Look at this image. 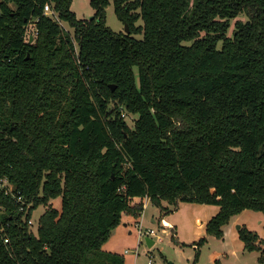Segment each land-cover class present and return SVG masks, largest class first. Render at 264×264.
<instances>
[{"label":"trees","instance_id":"trees-1","mask_svg":"<svg viewBox=\"0 0 264 264\" xmlns=\"http://www.w3.org/2000/svg\"><path fill=\"white\" fill-rule=\"evenodd\" d=\"M108 1L79 19L71 0H0V264H123L102 243L133 197L217 204L216 236L264 212V0H112L128 33Z\"/></svg>","mask_w":264,"mask_h":264},{"label":"rangeland","instance_id":"rangeland-1","mask_svg":"<svg viewBox=\"0 0 264 264\" xmlns=\"http://www.w3.org/2000/svg\"><path fill=\"white\" fill-rule=\"evenodd\" d=\"M70 9L79 19H89L94 14L90 0H71ZM105 23L116 32L124 29V24L114 13L112 0H109L105 7ZM139 23L140 21H137L136 24ZM230 23L229 31L234 20ZM60 25L72 35V28L66 22L60 21ZM27 29L29 34L34 35L32 21L29 22ZM136 36L140 37L141 34ZM120 112L124 114L120 115L127 125L132 127L137 115L124 110ZM131 202L133 203V199ZM47 204L39 205L32 211L30 216L32 223L29 228L34 234L38 218ZM51 204L59 208L60 199L57 198ZM219 209L220 206L217 204L187 200L178 201L174 207L165 200L162 201L161 208L148 203L138 217L123 212L120 222L102 243V249L119 255L123 264H264L258 260V250H249L245 247V240L240 231L242 228L243 232L254 235L257 241L264 244V212L243 208L229 217L227 223L221 226V236H216L207 231V223ZM150 217L155 218V222H151ZM161 217L172 229L162 232ZM122 220L127 224L123 225ZM137 220H141L140 225L143 229H155L161 240L153 236L154 242L148 246L144 238L137 234L138 228L135 224Z\"/></svg>","mask_w":264,"mask_h":264},{"label":"built area","instance_id":"built-area-1","mask_svg":"<svg viewBox=\"0 0 264 264\" xmlns=\"http://www.w3.org/2000/svg\"><path fill=\"white\" fill-rule=\"evenodd\" d=\"M43 11H44L45 14L50 15L53 19H55L60 24V20L58 19V16H57L56 11H54L48 3H46L43 6ZM28 25H29V23L25 26V31H24V34H23V38H24L25 41H27V39L29 38L30 35H33V34H29L27 32ZM33 25H34V23H33ZM34 35H36V28H35V26H34ZM34 35L32 37H34ZM121 115H124V114L121 113ZM12 187H13L12 184L8 180H6V179H0V188H3L5 192L11 191L12 190ZM16 199L17 200H21V196L18 195ZM20 209H23V207L20 206ZM27 223H28V225H30L32 223L31 218H29L27 220ZM135 224H136V226L138 228L137 234L141 238H145L146 236H149V237L152 238L153 236H155L156 237L155 239L161 240V236L156 233L155 229H153V228H145V229H143L141 227L140 223H135ZM160 224H161V227H162V232H164L166 229H171L172 228L167 222L163 221L162 219L160 220Z\"/></svg>","mask_w":264,"mask_h":264},{"label":"crops","instance_id":"crops-1","mask_svg":"<svg viewBox=\"0 0 264 264\" xmlns=\"http://www.w3.org/2000/svg\"><path fill=\"white\" fill-rule=\"evenodd\" d=\"M133 199V203H136V202H140V201H142L143 202V209H144V206L146 207L147 206V204L148 203H150V201H149V199L147 198V197H144V198H139V197H133L132 198ZM156 208H158V207H156ZM138 219V218H137ZM160 219H162L163 221H165V222H167L164 218H160ZM150 220H151V222H155V218H153V217H150ZM123 225H126L127 223H126V221H123L122 220V222H121ZM135 223H141V220H137V221H135ZM168 223V222H167ZM169 224V223H168ZM170 225V224H169ZM171 226V225H170ZM172 229V228H171Z\"/></svg>","mask_w":264,"mask_h":264},{"label":"water","instance_id":"water-1","mask_svg":"<svg viewBox=\"0 0 264 264\" xmlns=\"http://www.w3.org/2000/svg\"><path fill=\"white\" fill-rule=\"evenodd\" d=\"M90 18H92V16H91ZM123 31H124L125 33H128V32H129V28H128L127 24H125V23H124V29H123ZM31 40H32V35L29 36V41H31ZM113 88H114V87H112V89H113ZM144 241L146 242V244H147L148 246H151V245L153 244V242H154V240H153L151 237H149V236H146V237L144 238ZM169 264H171V263H169Z\"/></svg>","mask_w":264,"mask_h":264}]
</instances>
